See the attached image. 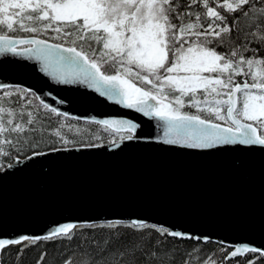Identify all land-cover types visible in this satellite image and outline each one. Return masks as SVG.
Returning a JSON list of instances; mask_svg holds the SVG:
<instances>
[{
  "label": "snow or ice",
  "instance_id": "6c2138e0",
  "mask_svg": "<svg viewBox=\"0 0 264 264\" xmlns=\"http://www.w3.org/2000/svg\"><path fill=\"white\" fill-rule=\"evenodd\" d=\"M5 53L39 62L58 83L83 84L154 118L162 135L144 136L142 122L126 115L71 116L46 102L51 93L0 82V173L49 152L106 144L264 148V0H0ZM121 228L139 235L126 239ZM97 229L108 236L85 232ZM168 238L212 240L146 219L73 220L41 236L0 237V264H9L10 246H20L19 261L40 241L67 247L74 239L100 257L73 255L63 264H175L171 253L157 251ZM218 244L206 255L194 246L182 264H264V247ZM46 256L41 252L37 264Z\"/></svg>",
  "mask_w": 264,
  "mask_h": 264
},
{
  "label": "water",
  "instance_id": "95a60500",
  "mask_svg": "<svg viewBox=\"0 0 264 264\" xmlns=\"http://www.w3.org/2000/svg\"><path fill=\"white\" fill-rule=\"evenodd\" d=\"M0 82L51 93L46 102L71 116L126 115L142 122L144 136L162 135L154 118L125 109L83 84L58 83L26 57L0 54ZM130 218L227 245L264 247V148L106 144L49 152L0 173V237L41 236L73 220Z\"/></svg>",
  "mask_w": 264,
  "mask_h": 264
},
{
  "label": "trees",
  "instance_id": "16d2710c",
  "mask_svg": "<svg viewBox=\"0 0 264 264\" xmlns=\"http://www.w3.org/2000/svg\"><path fill=\"white\" fill-rule=\"evenodd\" d=\"M49 116L51 114H48ZM58 118H53V122ZM70 123H75L74 121H70ZM81 127H96L95 125L87 126V125H79ZM46 150V149H45ZM120 232L126 234V239H131L139 235V233H133L128 229H119ZM87 234L95 235L98 240H102L103 238L108 236V230L97 229L94 233H91L89 230H85ZM79 235V233H78ZM66 241L54 240V241H40L38 244L33 247H28L23 253L22 258L17 261L16 253L19 250L20 246H10L7 251L10 253L8 256L9 264H37V261L40 259L41 252H47V256L45 257V264H63V262L68 259L70 256H75L76 259H80L82 254H87L90 257H95L99 259L100 254L98 250L85 246L80 247V240L74 239L71 244L67 247ZM198 246L201 249V254L206 255L207 251L212 248H218L219 245L214 243V241H210L208 243L198 244L197 241L192 240H177L176 238H168L167 244L162 246V251L164 253H171L175 257V264H182L185 256L188 252L194 247ZM119 247V245H116ZM149 250L150 246H149ZM139 255V254H138ZM251 255V254H248ZM240 259V257H237ZM166 264V262H165ZM230 264H234V262H230Z\"/></svg>",
  "mask_w": 264,
  "mask_h": 264
},
{
  "label": "bare ground",
  "instance_id": "6f19581e",
  "mask_svg": "<svg viewBox=\"0 0 264 264\" xmlns=\"http://www.w3.org/2000/svg\"><path fill=\"white\" fill-rule=\"evenodd\" d=\"M211 241H212V240H211ZM214 243H217V244H218V241H214ZM218 245H219V244H218ZM218 248H219V247H218ZM218 248H217V249H216V248H215V249L212 248V249L208 250L206 254H208L209 252H212L213 250H218ZM228 250L231 251V248H229Z\"/></svg>",
  "mask_w": 264,
  "mask_h": 264
}]
</instances>
